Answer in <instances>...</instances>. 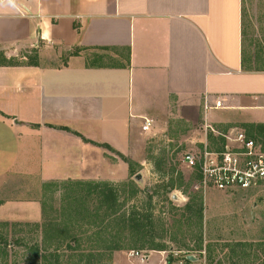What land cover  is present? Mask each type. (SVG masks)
<instances>
[{"label": "crops", "instance_id": "crops-1", "mask_svg": "<svg viewBox=\"0 0 264 264\" xmlns=\"http://www.w3.org/2000/svg\"><path fill=\"white\" fill-rule=\"evenodd\" d=\"M244 33V0H0V221L43 225L48 187L117 179L173 117L264 123Z\"/></svg>", "mask_w": 264, "mask_h": 264}, {"label": "rangeland", "instance_id": "rangeland-1", "mask_svg": "<svg viewBox=\"0 0 264 264\" xmlns=\"http://www.w3.org/2000/svg\"><path fill=\"white\" fill-rule=\"evenodd\" d=\"M244 32V48L248 56L255 51L258 62L264 52V0H244ZM80 51L47 46L45 52L53 63H63L70 53ZM36 54L34 50L31 58ZM91 60L113 62L104 56ZM244 123L251 122L210 125L202 119L192 123L173 117L150 133L151 137H142L139 161L128 158L136 173L117 153L124 161L123 169L117 179L105 182L117 187L120 212L136 208L151 213L148 235L127 234L125 247L108 255L101 240L104 236L94 234L104 212L100 209L94 215L97 201L85 195L87 182H64L48 187L43 225L0 221V264H176L187 262L189 256L196 264H264V183L234 190L205 188L199 172L181 159L185 151L202 144L212 127L215 132L232 127L246 130ZM189 202L191 213L184 208ZM201 204L202 220L194 212ZM153 243L163 244L165 249L151 248ZM133 251L149 254V258L141 263Z\"/></svg>", "mask_w": 264, "mask_h": 264}, {"label": "built area", "instance_id": "built-area-1", "mask_svg": "<svg viewBox=\"0 0 264 264\" xmlns=\"http://www.w3.org/2000/svg\"><path fill=\"white\" fill-rule=\"evenodd\" d=\"M220 106L222 101H216L215 107ZM152 124L153 119L146 118L143 130H149ZM211 129L215 136L224 137L221 147L209 140L208 132L201 146L188 149L181 158L188 167L199 172L205 188L234 190L264 183L263 144L239 127H232L226 132H215L213 127ZM132 253L141 263L149 258V254L143 252Z\"/></svg>", "mask_w": 264, "mask_h": 264}, {"label": "trees", "instance_id": "trees-1", "mask_svg": "<svg viewBox=\"0 0 264 264\" xmlns=\"http://www.w3.org/2000/svg\"><path fill=\"white\" fill-rule=\"evenodd\" d=\"M244 127H246V133L248 136L254 138L255 140L261 142L264 146V140H260L261 137H264V123H244ZM67 128L68 127H65ZM76 132V131H75ZM76 134L81 135L76 132ZM82 136V135H81ZM209 140L216 146H220L224 142L223 136H215L213 132H209L208 134ZM84 140H88L83 136ZM104 145L112 150H114L109 144L103 143ZM202 145V144H201ZM200 145V146H201ZM121 155L122 158L126 159L129 162L132 173H136L133 168V164L131 161L126 158V156L120 152H117ZM172 183L174 179H171ZM88 190L86 191V196H92L97 201V208L93 210L94 215H97L98 210H103L104 216L100 225L98 226V230L94 232L96 235L104 236L103 243L106 245L107 254L110 256L115 250H119L125 247L124 238L127 234L131 236H141L148 235L152 230V215L151 213H144L136 208L122 211L120 212L119 205V196L117 187L109 182L98 181V182H87ZM78 197V194L73 196L74 201ZM188 212L191 213V203H187L184 207ZM204 207L201 204L194 212L197 213L199 219H203ZM105 221H109L104 224ZM51 227H54V223H51ZM69 233V232H68ZM151 248L155 249H165L163 244L156 243L151 244ZM39 249V248H38ZM108 254V255H109ZM185 260L191 262V259L185 257Z\"/></svg>", "mask_w": 264, "mask_h": 264}, {"label": "water", "instance_id": "water-1", "mask_svg": "<svg viewBox=\"0 0 264 264\" xmlns=\"http://www.w3.org/2000/svg\"><path fill=\"white\" fill-rule=\"evenodd\" d=\"M139 177H140V176H139ZM188 258L191 259V260L194 259V257H192V256H189Z\"/></svg>", "mask_w": 264, "mask_h": 264}]
</instances>
